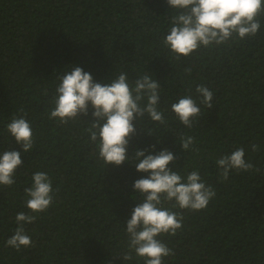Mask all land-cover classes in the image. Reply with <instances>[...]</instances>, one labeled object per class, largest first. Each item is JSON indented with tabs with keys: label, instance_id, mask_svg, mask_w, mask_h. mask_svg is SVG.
I'll use <instances>...</instances> for the list:
<instances>
[{
	"label": "trees",
	"instance_id": "trees-1",
	"mask_svg": "<svg viewBox=\"0 0 264 264\" xmlns=\"http://www.w3.org/2000/svg\"><path fill=\"white\" fill-rule=\"evenodd\" d=\"M176 11L167 0H0V153L21 151L23 161L16 182L0 185V264H144L134 252L131 260L122 256L125 222L142 199L133 183L147 173L127 161L107 166L89 141L88 122L49 118L57 76L70 66L104 84L121 72L130 83L153 74L167 124L147 116L134 121L128 155L151 145L155 152L167 148L177 157L172 170L184 177L199 171L215 189L201 210L165 203L184 218L175 235L160 237L174 253L164 264H264V15L255 36L177 60L162 42ZM201 84L213 91V107L201 105L202 116L188 128L171 104L188 94L196 98ZM91 112L90 106L81 119L91 121ZM14 115L31 124L34 145L27 153L6 129ZM181 136L194 137L187 151ZM241 147L254 169L233 170L222 180L216 159ZM37 171L52 180L54 200L46 211L30 213L24 188ZM21 211L37 218L25 225L33 247L17 251L5 242Z\"/></svg>",
	"mask_w": 264,
	"mask_h": 264
},
{
	"label": "clouds",
	"instance_id": "clouds-1",
	"mask_svg": "<svg viewBox=\"0 0 264 264\" xmlns=\"http://www.w3.org/2000/svg\"><path fill=\"white\" fill-rule=\"evenodd\" d=\"M167 4L168 8L177 11L170 17V30L162 42L177 60L191 56L201 47L220 46L233 39L255 36L261 28L259 17L264 15V0H167ZM185 72L190 74L191 68H186ZM57 80L59 83L52 101L54 107L49 118L57 119L60 124L77 118L88 122L89 141L97 144L99 158L107 166H120L127 161L135 164L138 172L147 173L133 183L135 193L142 199L138 200L130 219L125 222L128 251L122 258L131 260L134 252L144 264H164V258L174 253L160 237L175 235L182 228L184 218L181 212L165 207V203L196 211L204 209L216 193L202 180L199 171H191L184 177L179 171L172 170L169 165L177 157L167 148L155 152V145H151L149 149H137L128 155L130 141L137 134L134 121L140 124L147 116L153 122L167 124L159 107V81L153 78V74L145 73L130 83L128 74L121 72L104 84L94 80L92 74L80 66H70V70L58 74ZM195 92L196 98L188 94L171 104L178 120L188 128L198 123L202 116L201 105L207 110L213 107L212 90L201 84L196 86ZM90 106L93 119H81V116L89 115ZM6 129L22 146L24 153L33 148V130L25 116L14 115ZM147 133L153 135L150 130ZM179 139L184 151L195 142L192 136ZM251 147L253 152L259 151L257 144ZM22 164L21 151L0 153V185H13L17 169ZM216 166L220 178L225 181L233 170L246 172L254 169V165L245 159L243 147L217 158ZM255 171L260 169L255 168ZM24 192L30 213L46 211L54 200L52 180L42 171L33 173L32 184L25 187ZM30 213L21 211L16 214L17 227L6 240V246L17 251L22 247H33L25 225L35 222L37 217Z\"/></svg>",
	"mask_w": 264,
	"mask_h": 264
}]
</instances>
